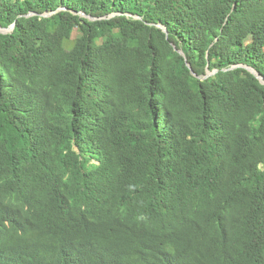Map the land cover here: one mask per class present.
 Segmentation results:
<instances>
[{
  "label": "trees",
  "instance_id": "obj_1",
  "mask_svg": "<svg viewBox=\"0 0 264 264\" xmlns=\"http://www.w3.org/2000/svg\"><path fill=\"white\" fill-rule=\"evenodd\" d=\"M0 28V264H264V0H0Z\"/></svg>",
  "mask_w": 264,
  "mask_h": 264
},
{
  "label": "water",
  "instance_id": "obj_2",
  "mask_svg": "<svg viewBox=\"0 0 264 264\" xmlns=\"http://www.w3.org/2000/svg\"><path fill=\"white\" fill-rule=\"evenodd\" d=\"M159 28H162V30H163V32L166 34V37H167V31H166V28L165 27H160L159 26ZM11 29H13V27H11ZM8 30H5V29H1L0 28V32H2V33H5V32H7ZM174 47V46H173ZM174 49H175V47H174ZM178 53L179 54H181V55H183V53L181 52V51H178ZM188 66V68L191 70V68H190V66L189 65H187ZM246 69L251 73V74H253L257 79H259L260 80V82L262 83V84H264V80H263V78L254 70V69H252V68H249V67H246ZM192 72V71H191ZM212 73H208V76L209 75H211Z\"/></svg>",
  "mask_w": 264,
  "mask_h": 264
}]
</instances>
